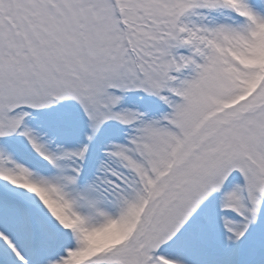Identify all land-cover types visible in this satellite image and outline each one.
I'll use <instances>...</instances> for the list:
<instances>
[{"label": "snow or ice", "instance_id": "1", "mask_svg": "<svg viewBox=\"0 0 264 264\" xmlns=\"http://www.w3.org/2000/svg\"><path fill=\"white\" fill-rule=\"evenodd\" d=\"M0 264H264V0H0Z\"/></svg>", "mask_w": 264, "mask_h": 264}]
</instances>
